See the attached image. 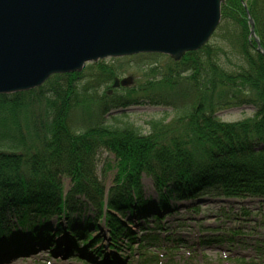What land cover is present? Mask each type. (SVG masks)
<instances>
[{
    "label": "trees",
    "instance_id": "trees-1",
    "mask_svg": "<svg viewBox=\"0 0 264 264\" xmlns=\"http://www.w3.org/2000/svg\"><path fill=\"white\" fill-rule=\"evenodd\" d=\"M244 2L264 50V0ZM213 40L218 42L186 54L179 62L153 68L144 84L122 89L115 102L114 96L104 92L97 109L80 96L89 88H111L116 75L113 66L103 62L92 64L89 71L53 76L35 90L1 95L0 227L6 213L20 225H27L31 217L54 214L66 217L76 245L93 240L91 233L100 231L99 221L105 215L111 248H122L117 243L122 236L133 247L136 237L146 232L142 245L145 241L161 247L171 240L153 235L150 224L155 222V230L164 231L162 223L178 212L176 203L204 197L250 198L262 203L264 56L250 35L241 0H225ZM231 53L240 59L239 67L230 63ZM79 79L86 80L83 86ZM137 104L171 107L179 117L170 124V131L152 123L148 136L130 128L113 130L105 124L109 112ZM244 105L254 108L252 118L225 123L214 116L221 109ZM87 109L93 111L94 125L79 127L87 122L83 116ZM22 145L26 148L20 151ZM107 152L115 157V164H106L104 172L117 173L106 198L98 166L101 154ZM144 176L153 181L156 197L147 199L140 191ZM65 178L71 181L69 191ZM197 205L191 206L193 212L200 209ZM87 210L96 211L94 219L82 217ZM240 212V217H251L250 208L241 206ZM258 213L264 215L261 209ZM130 225L139 226V234ZM240 233L230 231L229 235ZM30 237L36 241L38 234ZM145 261L159 264L153 255Z\"/></svg>",
    "mask_w": 264,
    "mask_h": 264
},
{
    "label": "water",
    "instance_id": "water-1",
    "mask_svg": "<svg viewBox=\"0 0 264 264\" xmlns=\"http://www.w3.org/2000/svg\"><path fill=\"white\" fill-rule=\"evenodd\" d=\"M222 2L0 0V95L41 87L53 75L110 57L159 53L180 59L207 43ZM132 82L116 79L113 87Z\"/></svg>",
    "mask_w": 264,
    "mask_h": 264
},
{
    "label": "rangeland",
    "instance_id": "rangeland-1",
    "mask_svg": "<svg viewBox=\"0 0 264 264\" xmlns=\"http://www.w3.org/2000/svg\"><path fill=\"white\" fill-rule=\"evenodd\" d=\"M217 42L218 40H212L211 44H216ZM229 56L231 57L230 63L233 65L239 67L242 64L235 54L231 53ZM171 61L172 59L169 56H147L141 54L121 59L108 58L99 60L98 62L113 66L116 78L120 80L132 78V85L125 87L126 89H130L144 84L148 80V74L153 68L165 67L171 63ZM92 64L95 63H86L83 67V71H89L90 68L93 67ZM85 82L86 80L79 81L82 86ZM91 85H93V83ZM110 89H112V87H105V89H100L99 91H91V88H89V91L80 96V98L85 99L92 107L97 109L102 101L104 92ZM121 90V88L113 90L110 95V97L114 96L113 102L116 101V97L117 99L120 98L121 95L119 94ZM85 111L86 113L93 112L90 109ZM116 111H112L111 114L113 115L104 117L107 121L106 124L110 128L113 130L133 128L142 135L151 134L150 123L152 121L158 124V128L170 131V124L175 116L178 117L177 113H173L170 108L151 107L140 104L129 106L124 111L119 110V113ZM253 115L254 109L249 106L220 110L216 113V116H218L221 121L227 123L243 121L252 118ZM78 116H80V114L77 115V117ZM83 116H87V122L79 123V127H83V125L91 127L94 125L95 117L84 115V113ZM24 148H26L24 145L20 146V151ZM114 161V156L108 152L100 156L98 175L101 182L106 187L111 186V181L113 183L117 172L111 171L105 173L103 170L107 163H109V165H114ZM63 181L64 187L66 191H68L70 188V181L66 178ZM140 183V191H142V194L145 195L146 198L155 196L153 181L150 177L144 176ZM202 202L203 203L184 201L177 203L176 205L179 211L173 217H168L165 222L162 223V229L164 230L162 232L155 230V222H151L149 228L153 230V235L159 236V233H161L160 236L166 237L167 239L180 240L177 244L179 249L172 250L173 253L171 256H165L166 259L163 258V264H264V227L261 225L262 217L264 222V215H256L259 214L258 212L260 209L264 211V199L262 203L250 198L237 201L238 203L234 201L230 203L229 201L220 199H217V201L204 199ZM196 204H198L197 206H199L200 209L198 212H193L191 206ZM241 205L250 208L251 217H240L237 215V213L241 215L239 211ZM30 208L34 209L35 207ZM88 212H82V217L94 219L92 216L96 215V211L92 210V212ZM114 213L116 214V212ZM4 218L5 219L1 220L2 225L0 227V233L4 231V235H6L8 232H11L12 227L16 228L18 231L25 230L26 227H29V233L32 234L37 232L38 229L36 227H38L40 228L39 232H42V235L46 237L41 238L40 241L43 243L47 241L55 243L56 249L53 250V253H48L49 251L52 252L50 247L44 249L39 247V245H44L40 243L37 244L36 241L27 238L28 241L33 244L24 240L22 246L24 247V251L35 250L28 255L22 254L12 257L14 256L16 246L11 245V242L14 240L15 236L11 235V237H6L0 235V249L4 247L0 251V264H87L84 263L85 261H87L88 264H139L142 260L140 254H144V252L148 253V251H150L151 254H160L161 256L165 254L164 250H157L154 247L151 248L150 245H146L147 247L145 248H142L141 245L139 246V244H142L140 242L142 237L148 234V232L139 234V229L137 227H132L133 232L139 234L134 240L133 248L135 251H133V249L132 253L129 254L130 249L125 248L128 243L127 239L122 236L117 243L118 248L119 246L123 247L121 248L122 250L119 249L118 252L114 249L118 254L115 257L111 255L108 256L107 254V249L111 247V244L109 235L106 232L104 233L105 236H101L99 232H96V234L92 233V241L80 245L78 243V246H73V244L71 246L68 242L64 241L68 236L71 237L68 224L64 222L66 217L65 219L59 218L58 221L56 215H48V213L46 214V218L37 217L35 219V217H31L27 225H22L23 228L19 226L15 220V216L12 214L6 213ZM38 221H45L46 224L39 225ZM99 223L101 224L102 222L99 221ZM59 226H61L60 230ZM51 227L56 228V234L52 233ZM230 231H240L241 233L232 237L229 235ZM21 233L25 234V231ZM229 238L232 239V241L228 240ZM97 239H99V242L95 243L93 247L89 249L90 251L86 253L83 252L87 249L89 243ZM59 241H64V243L60 244L62 247L57 248L56 242L59 243ZM25 242H27V244ZM138 248L140 249L138 250ZM70 250H74V253L70 254ZM167 251H169V249H167ZM64 256L67 258L64 259ZM113 257L115 258V262L111 263Z\"/></svg>",
    "mask_w": 264,
    "mask_h": 264
}]
</instances>
